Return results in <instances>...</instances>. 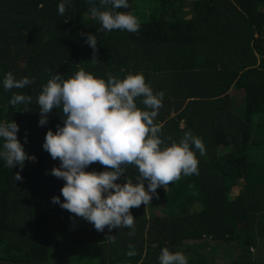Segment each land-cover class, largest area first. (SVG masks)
<instances>
[{
    "label": "trees",
    "instance_id": "trees-1",
    "mask_svg": "<svg viewBox=\"0 0 264 264\" xmlns=\"http://www.w3.org/2000/svg\"><path fill=\"white\" fill-rule=\"evenodd\" d=\"M60 2L0 0V122L15 121L35 157L22 171L0 161V264H158L165 247L188 264H264V0H128L117 11L139 18L136 33L103 30L90 13L100 0H71L62 16ZM87 34L96 35L95 52ZM80 68L105 80L142 72L165 93L155 121L165 144L190 131L205 145L198 175H182L158 188L147 208L130 210L131 237L124 228L98 232L51 203L64 181L50 174L60 161L42 145L62 114L54 109L39 126L36 97L51 75L67 79ZM9 71L34 83L5 91ZM14 93L32 96L31 111L10 105ZM126 174L138 172L129 165ZM129 244L137 255L127 256Z\"/></svg>",
    "mask_w": 264,
    "mask_h": 264
},
{
    "label": "clouds",
    "instance_id": "clouds-1",
    "mask_svg": "<svg viewBox=\"0 0 264 264\" xmlns=\"http://www.w3.org/2000/svg\"><path fill=\"white\" fill-rule=\"evenodd\" d=\"M70 3L61 0L58 14L64 15ZM88 3L95 5V0ZM108 5L110 9L100 10ZM129 7L128 0H100V7H91L90 13L103 30L136 33L141 28L139 18L130 11H117ZM85 43L94 52L97 50L96 35L87 34ZM33 83L27 76L17 79L9 71L2 86L10 91ZM138 98H142L143 108L138 107ZM164 98L165 93L154 92L142 72L128 73L122 79L109 75L106 80L83 68L67 79L51 75L36 97L39 126L48 125L54 109L62 114V126L57 125L55 132L49 129L42 145L53 160L60 161L50 174L64 181L61 195L52 197L51 203L83 218L98 232L103 233L106 227L109 232L124 228L130 229V237L134 236L136 219L130 210L142 204L147 208L154 197L159 199L158 188H165L182 175H198L197 152L201 157L206 155L202 139L190 131L178 143L165 144L160 135L162 125L155 122ZM9 103L12 107L23 106L22 110L28 112L32 96L14 93ZM19 131L13 120L0 122V161L11 170L19 165L22 171L35 157L25 152L27 137L22 144ZM95 163L105 170L87 171ZM129 165L138 172L134 178L126 174ZM122 176L124 182L117 183ZM14 178L23 179L19 172ZM107 241L115 243L116 236H109ZM128 249L127 256L137 255L133 244ZM158 264H188V258L183 252L165 247Z\"/></svg>",
    "mask_w": 264,
    "mask_h": 264
},
{
    "label": "rangeland",
    "instance_id": "rangeland-1",
    "mask_svg": "<svg viewBox=\"0 0 264 264\" xmlns=\"http://www.w3.org/2000/svg\"><path fill=\"white\" fill-rule=\"evenodd\" d=\"M218 259H219V261H220L221 263H224V262H223V254H222V253L219 254V258H218Z\"/></svg>",
    "mask_w": 264,
    "mask_h": 264
}]
</instances>
